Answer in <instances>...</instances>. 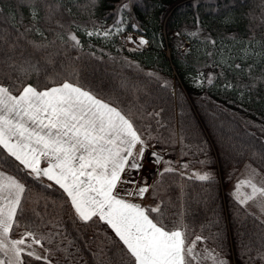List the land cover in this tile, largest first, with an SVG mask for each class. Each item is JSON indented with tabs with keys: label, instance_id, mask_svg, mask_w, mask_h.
I'll return each mask as SVG.
<instances>
[{
	"label": "trees",
	"instance_id": "trees-1",
	"mask_svg": "<svg viewBox=\"0 0 264 264\" xmlns=\"http://www.w3.org/2000/svg\"><path fill=\"white\" fill-rule=\"evenodd\" d=\"M117 19L122 34H86L112 29ZM125 35L147 43L131 46ZM34 54L51 63L41 60L39 76L30 73L24 83L60 73L51 86L66 79L117 107L145 145L176 159L173 172L163 168L153 178L144 207L159 205L169 227L186 226L188 244L202 236L235 264H264V218L240 206L228 188L246 166L264 175V0H0V84L12 88L16 78L6 62L22 64ZM185 165L208 170L212 179L197 180ZM0 170L26 185V211L11 237L33 223L51 264H130L106 223L80 221L59 186L34 179L2 148Z\"/></svg>",
	"mask_w": 264,
	"mask_h": 264
},
{
	"label": "snow or ice",
	"instance_id": "snow-or-ice-1",
	"mask_svg": "<svg viewBox=\"0 0 264 264\" xmlns=\"http://www.w3.org/2000/svg\"><path fill=\"white\" fill-rule=\"evenodd\" d=\"M129 6L123 4L118 14ZM124 32L123 21L117 19L113 28L102 34L108 38ZM69 39L79 46L75 35ZM124 39L139 46L147 43L142 37L125 35ZM33 47L36 53L40 52V46ZM41 60L51 63L50 58H37L35 54L22 64L6 62L16 78L12 88L0 84V148L24 170H30L28 174L34 179L44 177L59 186L80 221L87 223L98 217L106 223L122 242L130 264H195L209 259L212 264H226L214 250L205 249L203 256L196 253V245L204 237L196 236L188 244L186 226L169 227L168 213L159 205L146 208L116 192L118 184L133 183L122 179V175L126 169L140 167L135 160L137 155L143 156L145 140L130 118L91 92L66 79L51 86L60 73L54 78L45 72L37 83H24L23 78L30 73L39 76ZM208 83H212L211 78ZM137 145L141 147L135 153ZM42 159L47 164L43 168ZM173 171L171 167L164 169L165 173ZM193 175L200 181L212 179L207 172ZM245 187L250 191H242ZM148 191L143 186L125 190L124 195L143 198ZM25 192L24 183L0 171V264H25L24 255L51 264L47 256L42 257L33 249L34 244L42 246V238H37L33 230L38 225L25 224V232L19 238H11L13 228L21 226L19 217L26 211ZM231 195L242 207L256 202L264 211V186H258L251 177L238 181ZM32 212L40 216L35 209Z\"/></svg>",
	"mask_w": 264,
	"mask_h": 264
},
{
	"label": "rangeland",
	"instance_id": "rangeland-1",
	"mask_svg": "<svg viewBox=\"0 0 264 264\" xmlns=\"http://www.w3.org/2000/svg\"><path fill=\"white\" fill-rule=\"evenodd\" d=\"M94 33H100V34H102L103 33V31H93ZM128 42V41H127ZM128 44L129 45H131V46H139V45H137V44H133V43H129L128 42ZM167 44L169 45V47H170V38L169 37H167V39L163 42V49H165V50H167ZM173 73H174V75H176V76H178V71L176 70V69H174V71H173ZM198 73V72H197ZM197 76H198V78L200 79L201 77V73H198L197 74ZM71 83V82H70ZM54 86V85H53ZM140 145H137V147H136V149L134 150V152L135 153H138L139 152V149H140ZM144 147H147V148H151V149H157V150H160V151H164V153H165V155L167 156V159H166V161L165 162H163V165H162V167L163 168H168V167H171L172 166V162H171V160L173 159V158H170L169 157V154H168V151L167 150H162V148H160L159 146H157L156 144H153L151 147L150 146H147V145H145ZM138 156V155H137ZM173 160H176V159H173ZM141 168H142V171L141 172H139V173H136V181L135 182H133L132 184H123V183H121V184H119L118 185V190L119 191H122V193H124L125 192V190H134V189H136V188H139V187H143V186H147L148 187V189H149V185H147V180H148V178H149V172H148V163H147V161L145 162V163H142L141 165ZM162 168V169H163ZM184 169V171L188 174V175H190V176H194L193 174L194 173H197V174H203V173H205V172H207V173H209V171L208 170H205V169H199V168H189L188 167V169L187 168H183ZM129 172H130V169H126V171H125V173L122 175V179H127V180H133V176L131 175V174H129ZM6 174V173H5ZM210 174V173H209ZM6 175H8V174H6ZM12 176V175H11ZM249 177H251L252 179H253V181L258 185V186H264V175H262V174H260L257 170H255V169H253V168H251V167H249V166H246L245 168H243L242 170H241V172L232 180V182L230 183V185H229V190L231 191V192H233L234 191V188H235V185L237 184V182L238 181H240V180H242V179H246V178H249ZM242 191H245V192H249L250 191V189H248V188H243L242 189ZM133 199H139L140 201H142V203H144V201L145 202H147L148 201V197H147V195H146V193H145V195H144V197L143 198H140V197H138V196H131ZM247 206L250 208V209H252L253 211H255V212H257L260 216H262L263 218H264V211H261V209H260V207H258V205H257V203L256 202H249L248 204H247ZM11 238H13V237H11ZM13 239H16V238H13ZM195 239V238H194ZM193 239V240H194ZM192 240V241H193ZM28 243H31V240H29V241H27ZM189 244H191V243H189ZM33 249L37 252V253H39L41 256H45L46 255V249H45V247L42 245H36V244H34L33 245ZM205 249H209V250H211L210 248H208L205 244H204V242H198L197 243V245H196V249H195V252L196 253H199L201 256H203L205 253H204V250ZM215 252V251H214ZM216 254H218L217 252H215ZM219 255V254H218ZM219 257L221 258V259H223L225 262H226V264H232V263H234V262H231V261H229L227 258H225V257H222V256H220L219 255ZM202 264H212V261L209 259V260H199ZM235 264V263H234Z\"/></svg>",
	"mask_w": 264,
	"mask_h": 264
},
{
	"label": "water",
	"instance_id": "water-1",
	"mask_svg": "<svg viewBox=\"0 0 264 264\" xmlns=\"http://www.w3.org/2000/svg\"><path fill=\"white\" fill-rule=\"evenodd\" d=\"M146 153L152 157L149 165H150V169H153V170H151V173H150L151 177L147 181V183H149L151 178L154 176V174L160 169L161 163H162V161H164L166 159V156H164L163 153H161L157 150H149V152L147 151ZM153 153H155L156 155H153ZM158 160H159V162H157ZM135 162L138 163L137 158H136ZM131 170H132V172L130 174L134 175V173H136V169H131ZM133 181H135L134 177H133ZM232 264H234V263H232Z\"/></svg>",
	"mask_w": 264,
	"mask_h": 264
},
{
	"label": "crops",
	"instance_id": "crops-1",
	"mask_svg": "<svg viewBox=\"0 0 264 264\" xmlns=\"http://www.w3.org/2000/svg\"><path fill=\"white\" fill-rule=\"evenodd\" d=\"M54 86H56V85H54ZM99 99V98H98ZM43 160V159H42ZM47 166V164L45 163V164H42L41 163V167L43 168V167H46ZM1 171V170H0ZM119 185V184H118ZM116 192L119 194V195H121L124 199H126V200H129L130 202H133V203H137V204H140L141 206H143V203H142V201H140L139 199H133L131 196H126V195H124V193H122V191H119L118 190V186H117V189H116ZM144 207V206H143Z\"/></svg>",
	"mask_w": 264,
	"mask_h": 264
},
{
	"label": "bare ground",
	"instance_id": "bare-ground-1",
	"mask_svg": "<svg viewBox=\"0 0 264 264\" xmlns=\"http://www.w3.org/2000/svg\"><path fill=\"white\" fill-rule=\"evenodd\" d=\"M167 39V36H166V34H165V40ZM165 50V49H164ZM168 54H170V47H169V45L167 44V50H165Z\"/></svg>",
	"mask_w": 264,
	"mask_h": 264
},
{
	"label": "flooded vegetation",
	"instance_id": "flooded-vegetation-1",
	"mask_svg": "<svg viewBox=\"0 0 264 264\" xmlns=\"http://www.w3.org/2000/svg\"><path fill=\"white\" fill-rule=\"evenodd\" d=\"M151 170H153V169H150V168H149V172H150V173H151Z\"/></svg>",
	"mask_w": 264,
	"mask_h": 264
}]
</instances>
